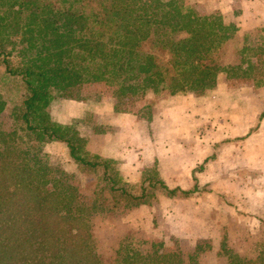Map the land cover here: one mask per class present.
<instances>
[{"label":"trees","instance_id":"obj_1","mask_svg":"<svg viewBox=\"0 0 264 264\" xmlns=\"http://www.w3.org/2000/svg\"><path fill=\"white\" fill-rule=\"evenodd\" d=\"M185 5L186 0H0L1 79L22 86L21 104L12 110L0 93V264H140L123 239L116 240L114 254L105 253L96 223L151 205L158 192L175 197L180 190L170 189L156 170H144L135 183L124 180L114 160L82 145L74 126L51 119L48 89L57 78L72 88L96 82L122 93L177 94L211 88L221 73L264 86L254 78L264 43L246 39L241 54L249 59L222 66L223 47L235 32L220 17L201 18ZM8 120L16 125L7 126ZM20 132L37 146L17 144ZM50 143L65 144L74 160L95 173L91 205L76 211L56 197L49 168L39 162L42 146ZM219 256L226 264H264V244L254 253L222 242Z\"/></svg>","mask_w":264,"mask_h":264},{"label":"rangeland","instance_id":"obj_2","mask_svg":"<svg viewBox=\"0 0 264 264\" xmlns=\"http://www.w3.org/2000/svg\"><path fill=\"white\" fill-rule=\"evenodd\" d=\"M185 6L187 11L201 18L220 17L224 24L231 26V32H235L234 38L223 47L222 56L219 59L222 66L240 64L242 58L249 59L245 57L246 54H241L246 39L249 44L264 43V0H186ZM256 66L260 69L254 78L263 82L264 61L263 63L257 61ZM4 71L0 62V93L5 95L9 110H12L13 107L21 104L22 86L17 80L10 79L11 83L4 82L1 79ZM218 77L215 86L195 93L206 96L211 92L210 90L218 87L217 92L229 94V98L221 97V102L217 103L206 100V104H203L205 108L203 113L206 116L201 119V124L197 122L194 126H188L189 137L186 138L188 141L206 140L209 143L212 140L220 141L224 136H231L230 128L236 126L234 123L237 119L236 114L243 109L259 110L257 117L253 116L250 123L251 126L264 127L262 124L264 116L260 115L264 111V86L256 87L250 79H228L222 73ZM48 91L51 99L47 110L51 119L57 123L74 126L85 147L90 143L102 145V141H105L104 134L111 131L113 125L115 126L114 120L117 113H135L136 116L148 118L150 121L151 117L157 114L156 111L152 113L148 110L151 106L150 102L153 105L156 104L157 109L158 102H164L159 99L165 94V92L154 93L151 90L122 93L116 86L96 82H88L73 88L65 87L57 78L52 80ZM254 94L258 95V101H251L252 97H256ZM247 98L249 107H245ZM108 109L112 113L108 114ZM223 110L226 113L223 114ZM107 114L110 115L109 118ZM6 124L9 127L12 126L11 128L16 125L13 120H8ZM18 127L21 128L20 124ZM200 127H204L202 134L197 130ZM244 133H240L239 136H243ZM263 136L264 133L260 132L256 136L254 133L246 143H250L253 150L254 147L262 148L260 140ZM26 142L27 140L20 132L17 144L37 146V143L33 145L32 142ZM242 144V142L236 144L237 148L243 149L244 147H240ZM41 149L39 162L49 168L50 181L55 187L56 197L70 202L76 211L91 205L94 202V190L97 183L95 173L86 170L83 164L74 160L63 143L44 144ZM226 152L233 159L239 155L230 151ZM259 152L261 153L262 150ZM205 154H208L207 150L203 156ZM149 162L144 160L140 168L151 167L153 164ZM214 168L208 170L206 177L212 176ZM254 170L256 176L260 177H253L247 183L258 181L264 187V172L256 167ZM140 171L131 176L136 178ZM223 171H226V166ZM215 172H219L218 168H215ZM127 173L124 168V174L127 175ZM162 173L171 187L178 185L177 181L171 180L177 174H173L170 170L168 160L164 162ZM203 180L191 179L180 182L184 184L185 192L192 191L198 183L201 189L206 188L196 195L179 192L177 196L169 197L158 192L154 203L150 206L128 209L117 217L108 218L103 222L98 221L95 228L104 238V252L114 254L116 240L123 239L127 247L137 251L140 264H226V259L219 256L222 242H227L237 252L250 248L257 253L264 244L263 230L259 231L256 239H252V233L246 228H251V224L254 223L258 227L260 218H254L243 209L238 212L237 205H218L215 211L217 198L211 193L220 187L221 183L214 179ZM247 183L244 185L245 189H247ZM223 191L227 194L224 195L225 198L232 201L235 197L234 189ZM232 204H234L233 201ZM197 248L200 251H197Z\"/></svg>","mask_w":264,"mask_h":264},{"label":"crops","instance_id":"obj_3","mask_svg":"<svg viewBox=\"0 0 264 264\" xmlns=\"http://www.w3.org/2000/svg\"><path fill=\"white\" fill-rule=\"evenodd\" d=\"M217 89L218 87L210 90L211 92L207 93L206 96L202 95L206 98L202 97L200 93H195L197 91L164 94V97L159 99L164 100V102H158L159 106L157 109L156 104L153 105L150 99L151 106L148 110L152 111V113L154 111L157 112L156 115L151 117L150 121H148V118L136 116L135 113H117L114 120L115 126L113 125L111 131L104 134L105 141H102V145L97 146L90 143L86 148L93 154L114 160L117 163L120 176L130 183L138 182L146 169L156 170L170 189H179L180 193L184 194L196 195L200 190L202 191L206 188L202 187L201 189V185L198 183L192 191L185 192L184 184L180 183L181 181H190L191 179H204L203 181H205V178L206 180L214 179L218 181L221 183L220 187L211 193L217 198L215 211H217L218 205H237L238 212L243 209L246 213L254 216V218H260L258 227L254 223L251 224V228H246L247 231L252 233V239H256L259 231L263 230L262 234L264 235V187L258 181L250 182V184L247 181L257 177L254 170L255 167L261 168L262 172H264V136L260 140L263 145L262 148L255 149L254 147L253 150L250 146L251 144L246 143V141H249L254 133L255 136L260 132L261 134L264 133V127L251 126L252 124L250 123L253 116L257 117L259 110L243 109L238 112L236 114L237 119L234 122L236 126H231L230 128L232 135L224 136L220 141L212 140L213 142L207 143L206 140H201L202 142L199 140H186L189 137L188 126H194V123L197 122L201 124V119L206 116L203 113L205 110L203 108L204 103L206 104L207 101L217 103L221 102V97L229 98V94L225 95L223 92H217ZM258 100V95L251 98L253 102ZM247 101L248 98L246 99L245 107H249ZM110 109H108V114L112 113ZM222 112L223 114L226 113L225 110ZM108 114L107 118L110 116ZM260 115L264 116V111ZM262 124H264V119ZM203 128L197 129L200 134H202L201 131H204ZM240 133H244V135L240 137ZM239 142L243 143L240 145V147H244L243 149L237 148L236 144ZM206 150L208 154L203 156ZM259 150H262V152L260 153ZM226 151L238 153L240 157L237 156V160L236 158L233 159L228 156ZM144 160H149V164L152 163L153 165L151 167L147 166L145 169L140 168L144 164ZM165 160H168V166L173 171V174H177L171 180L177 181L178 185L175 184V186L171 187L163 176L162 168ZM214 166L218 168L219 172H215ZM224 166H226V171H223ZM124 168L128 172L127 175L124 174ZM212 168H214V173L212 176L206 177L209 173L208 170ZM138 170H141L139 176L133 178L131 174H135ZM245 183H247V189L244 187ZM232 188L235 195L232 198L234 204H232L231 200L225 198L224 195L227 194L223 191L224 189L225 191L227 189L232 190ZM241 189L244 190L241 191ZM142 207L144 208L145 205Z\"/></svg>","mask_w":264,"mask_h":264}]
</instances>
